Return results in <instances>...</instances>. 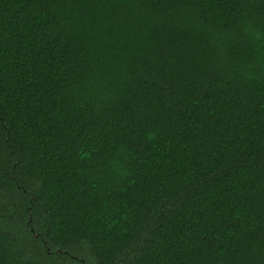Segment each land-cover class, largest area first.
<instances>
[{
  "label": "trees",
  "instance_id": "obj_1",
  "mask_svg": "<svg viewBox=\"0 0 264 264\" xmlns=\"http://www.w3.org/2000/svg\"><path fill=\"white\" fill-rule=\"evenodd\" d=\"M0 264H264V0H0Z\"/></svg>",
  "mask_w": 264,
  "mask_h": 264
}]
</instances>
